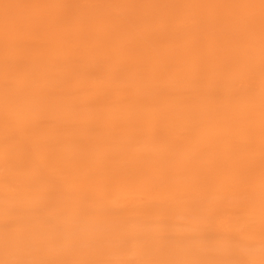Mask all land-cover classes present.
Instances as JSON below:
<instances>
[{
	"label": "bare ground",
	"instance_id": "1",
	"mask_svg": "<svg viewBox=\"0 0 264 264\" xmlns=\"http://www.w3.org/2000/svg\"><path fill=\"white\" fill-rule=\"evenodd\" d=\"M176 7L171 14L164 7L151 13L145 9L119 25L115 13L101 8L100 23L91 30L68 32L64 24L57 22L45 41L21 46L17 40L30 32V27L47 24L38 1L0 8V43L4 42L0 48H7L12 56L6 62L0 60V117L9 111L12 122L44 115L50 119L48 125L19 122L13 126L9 132L15 135L11 139L16 148L13 161L19 156L20 140L33 129L44 132L41 145L46 150L63 145L69 138L80 140L74 147L54 151L65 164L53 172L58 182L48 185L37 179L32 187L24 184L15 192L34 198L53 195L65 204L67 218L58 227V240L69 248L65 258L58 257L51 264L87 263L96 246L101 247L102 257L96 264H135V260L124 261L119 252L118 244L125 236H130L128 243L148 252L154 263L242 264L243 259L251 258L256 259L255 264H264L263 241L257 238L250 247L241 248L232 230L219 225L215 215L203 224L213 229L211 235L201 237L200 229L188 224L199 218L201 212L198 217L181 205L170 210L173 204L169 207L164 197L151 213L139 200L119 210L109 206L118 192L123 194L125 184L145 185L149 180L162 186L179 184L186 168L198 167L204 158L215 156L216 164L207 178L210 190L217 191L227 184L231 174L237 173L239 182L234 181L228 196L240 192L253 194L256 221L264 224V152L259 151L264 143V0H176ZM189 11L196 15L195 19L181 26L182 17ZM167 20L171 32L156 34V24ZM145 22L152 24L146 32L140 29ZM104 26L120 28L125 37L118 41L115 35L100 39ZM199 29L202 48L209 51L217 47L212 56H202L200 48L194 45ZM134 34L141 36L138 48L128 41ZM109 41L118 45L113 52L105 46ZM63 42L66 45L60 46ZM22 49L27 57L21 62L18 51ZM96 50L101 62L88 72L86 62L96 57ZM62 52L75 54L73 65L51 58ZM122 57L132 60L134 65L117 74L114 65ZM71 67L79 71L84 84L81 90L75 88V77L64 79ZM182 71L185 77L180 76ZM48 75L53 81L58 80L57 89L47 87L51 84L46 79ZM103 80L108 89L105 98L77 104L81 92L93 93ZM160 88H167L166 98L157 95ZM186 128L191 130V139L183 141L181 148L161 141L162 137L171 140L176 130ZM132 132L140 154H133L132 145L122 144ZM189 143L195 144L193 152L187 149ZM25 150L27 164L32 173H37L42 166L36 161V154L28 144ZM261 156L262 166L257 173L252 178L244 176V171L250 170L244 169L245 163ZM144 159V164H136ZM11 165L8 170L15 171L25 164ZM113 166L124 171V175L112 174ZM52 167L53 164L46 166L50 170ZM91 172L98 180L91 185L93 203L86 210L78 203L77 187L61 184L70 176ZM126 177L127 183H122ZM26 179L27 175L22 182L26 183ZM2 181L0 175V184ZM156 213L169 214V219H173L169 247L164 244L162 223L156 225L149 220ZM35 221L32 217L23 223H11L5 233L7 246L0 229V256L7 264H41L24 261L23 252L17 253L19 261L7 257L10 250L21 248L24 235L45 238L55 232L52 221L45 224L52 230L37 226ZM257 233L263 234L261 230Z\"/></svg>",
	"mask_w": 264,
	"mask_h": 264
},
{
	"label": "rangeland",
	"instance_id": "2",
	"mask_svg": "<svg viewBox=\"0 0 264 264\" xmlns=\"http://www.w3.org/2000/svg\"><path fill=\"white\" fill-rule=\"evenodd\" d=\"M31 0H0V8H8V4L13 3V6H22L26 3H30ZM41 7V10L44 12V16L47 19L46 26L35 24L30 27L27 31V34L21 36L17 40L18 45H25L28 43H35L37 41H45L51 31L56 27L57 22L64 24L67 27L68 32L70 31H82L86 32L91 30L94 26L99 24L98 16L101 8H105L106 12L115 13V19L117 25L128 22L144 11L156 12L161 7L170 13L176 11V0H152L147 3L146 0H36ZM181 1V0H180ZM171 14V13H170ZM196 15L192 11H189L185 16L182 17L180 25L182 26L185 23H190L195 19ZM152 24H147L146 22L140 26L141 31H148L151 29ZM171 23L169 20L163 23H157L155 32L156 34L170 33ZM118 27H108L104 26L100 35V39H105L110 36H117L115 41L120 40L125 37L121 34ZM37 36V37H36ZM197 40L195 44L197 48H200V54L202 56L208 57L215 54L217 47L212 48L207 51L203 49L204 46L202 30L199 29L197 33ZM36 37V38H35ZM1 41V40H0ZM128 41L134 45L135 48L140 46L141 36L134 34L130 35ZM113 42V41H112ZM4 42H1L2 44ZM191 42L189 41L188 44ZM66 42H63L60 46H65ZM105 46L109 48L111 52L115 51L117 44H111V41L106 42ZM93 48H96V43L92 44ZM45 53V52H44ZM39 56L42 57L45 54ZM96 57L87 60L86 66L87 71H94L101 62V56L98 54L97 50L95 52ZM11 56L10 52L7 51V48H0V60L6 62ZM12 57V56H11ZM18 57L21 59V62L24 60L26 54H24L23 49L18 51ZM66 57V58H65ZM52 59H59L68 65H73L76 58L75 54H56L51 57ZM72 62V63H71ZM134 65L132 60H129L126 57H122L114 65V71L117 74L124 69H131ZM78 70L76 67H71L68 72L64 75L65 80H72V77H75V88L76 90H81L84 86L83 82L80 81L78 75ZM250 73L253 75L254 69H251ZM180 76H184V72H180ZM46 79L51 80V84L47 87L51 89L58 88V80L53 81L52 76H47ZM1 85V84H0ZM85 88V87H84ZM107 82L106 80L100 81L95 87L93 93L81 92L77 104H83L84 102H94L99 101L101 98H105L107 94ZM168 92L167 88H160L157 91V95L166 98V93ZM124 93V92H123ZM166 94V95H165ZM217 108V107H214ZM13 120V116L6 112V114L0 117V175L3 176L2 184H0V229L4 232V244L7 246L8 240L5 239V233L9 232L10 225L13 222L23 223L26 218L31 219L32 217L36 219L35 223L37 226H44V228H52L46 226L45 224L49 221H52L55 226V232H52L49 235H45V238L40 235H24L22 240L21 248L16 250H10L7 254V257H10L12 260L19 261L18 254L23 252L24 261H35L40 262L41 264H51L53 260L58 257L65 258V254L68 252V248L65 245L60 244L58 236L60 231L58 227L63 224L67 218V213L65 212V204L59 201L56 196L47 195L39 198H34L31 195H19L15 192L22 188L24 184L32 185L37 179H43V183L48 185L58 182L56 181L57 176H53V172L60 170L65 164L64 162L56 157L54 151L60 148H70L74 147V144H78L80 140L69 138L64 141L63 145L56 144L54 148L49 150L43 149L41 145V137L43 131L39 129H33L28 132L24 139L20 140L18 151L19 156L17 161L14 162L13 153L16 148L11 143V139L15 138L14 134H9L12 131L13 126L19 122L32 125H42L47 124L50 121L49 116H38L37 119H21L17 118ZM24 127H29L28 125ZM131 130V127L128 128V131ZM133 131V128H132ZM191 139V130L188 128L183 130H176L173 138L167 139L162 137L161 141L171 143V146L174 148H181L184 144L183 141L188 142ZM132 145L133 154H140L138 146H135V134L132 132L129 133V137L125 140H122V144ZM28 144L31 150L36 154V161L41 164L42 168L37 173H32V168L27 164L28 156L26 155L25 145ZM195 144L189 143L187 149L190 152L194 151ZM260 152H264V143L260 147ZM261 157H255V159L249 160L245 163L246 167L244 169L250 170L244 171V176L252 178L255 173L261 168L262 161ZM144 160L136 162V164H144ZM216 157L210 156L207 159L202 160V164L198 163V167L195 168H186L181 174L182 180L179 184H170L167 183L162 186L161 183L157 181L149 180L146 184H125L127 188H124L123 194L119 195V192L114 200H110V208L113 210H119L133 204L136 200H139L144 204V209L151 213L155 209H158L157 203H160L162 197H164L169 204H173L170 210L178 208L179 205L182 207L194 212L196 216H201L196 220L188 222L192 224L193 227L199 228V235L201 237H208L211 235L213 229L203 227L204 221L209 219L212 215L217 216L218 224L222 227H227L232 230L234 236L237 239V242L241 248L250 247L254 240L257 238L261 239L264 243V224H260L256 221L255 209L256 205L253 202L255 197L253 194L247 192H240L236 196H228L230 194L231 185L237 180L238 174L233 173L229 177L227 184L220 186L217 191H211L207 185V178L211 169L215 166ZM11 164H25L22 165L19 169L12 171L8 170ZM47 164H53L52 169H47ZM113 166L111 173L114 175H124V171ZM248 172V173H247ZM27 175L26 183L22 182L24 176ZM264 179V178H263ZM97 180L95 178V173L91 172L88 175L82 176H70L68 177L62 186L71 188L73 186L77 187V193L81 208L88 210L92 207L93 197L91 196V185H96ZM238 181V180H237ZM239 182V181H238ZM122 183H127V177L122 180ZM184 188L181 190V188ZM264 188V186H263ZM215 193V194H214ZM230 200H229V199ZM227 211V212H226ZM149 215V214H148ZM152 224L162 223L164 233V244L169 247L173 238L170 234V230H173L172 220L169 219V214L156 213L150 216L149 218ZM114 225L111 224L110 228H113ZM261 230L263 234H258L257 232ZM125 238V239H124ZM120 246V254L124 261L135 260V264H167L152 262L151 256L148 252H145L139 248L134 247L128 240L130 236H125ZM147 240H150L151 237H146ZM100 246H96L92 249L90 255L93 253L94 256H90L87 263L84 264H96V262L102 258L99 256L101 251ZM16 251V253H15ZM61 262H67V260H61ZM242 264H255L256 259L245 258L241 261ZM0 264H7L6 259L0 256Z\"/></svg>",
	"mask_w": 264,
	"mask_h": 264
}]
</instances>
